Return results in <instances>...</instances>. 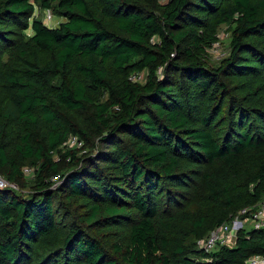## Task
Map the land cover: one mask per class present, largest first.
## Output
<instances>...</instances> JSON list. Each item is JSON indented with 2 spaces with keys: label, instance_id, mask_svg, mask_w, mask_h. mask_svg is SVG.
Segmentation results:
<instances>
[{
  "label": "trees",
  "instance_id": "obj_1",
  "mask_svg": "<svg viewBox=\"0 0 264 264\" xmlns=\"http://www.w3.org/2000/svg\"><path fill=\"white\" fill-rule=\"evenodd\" d=\"M32 2L63 19L47 25ZM223 23L228 53L212 64ZM239 95L261 97L232 105ZM69 134L82 145L62 146ZM0 175L29 185L0 187V264H243L264 254L262 228L241 227L232 247L208 254L195 246L264 194V0H0ZM190 203L213 207L183 229L178 208Z\"/></svg>",
  "mask_w": 264,
  "mask_h": 264
},
{
  "label": "rangeland",
  "instance_id": "obj_2",
  "mask_svg": "<svg viewBox=\"0 0 264 264\" xmlns=\"http://www.w3.org/2000/svg\"><path fill=\"white\" fill-rule=\"evenodd\" d=\"M33 3V10L31 12V16H35L37 18H40L44 23H46L47 25H55L59 20H62L63 17L62 16H59V15H53L52 18H50L49 20H45L44 19V9L40 8L38 6L37 3L35 2H32ZM30 17L27 18V20L29 21L30 20ZM9 27L11 29V31H15L19 34V36L23 37V38H26L28 33H30V29L27 27V28H23L21 26V22L19 23H10L9 24ZM232 28V24L231 23H223L221 24L217 30H216V35H217V40L214 41V43L212 44V46L208 49V59L210 61V63L212 64H217L218 61L220 60L221 57L225 56L227 53H228V49H229V38H230V30ZM8 37H11L12 39H15V37L13 36V34L9 33L8 34ZM8 49V48H5L3 49V52L1 54V57L3 58L4 57V51ZM160 73V70L159 72ZM141 75H138L136 78L137 79H140L142 80L144 78V72H141L140 73ZM224 81L230 85L232 87V89H230V92L233 91V89H235V85L237 83V81H231V78H224ZM235 91V90H234ZM235 93V92H232V94ZM260 97L261 96H258V97H255V98H252L253 100L252 101H249L248 102V98H246L245 96H241L239 95L237 98L233 99L234 102H232V105H237V107H245L246 103L247 105H257V100H260ZM262 101V100H261ZM214 102V100H213ZM230 102V101H229ZM216 104V103H215ZM261 104V103H260ZM219 104H216V108H215V113L222 107H220ZM211 109H208L207 107L206 108H202L201 109V114L202 115H205V114H208V112L210 111ZM214 113V114H215ZM222 114L223 115H226L225 114V108H224V105H223V111H222ZM221 118H218L216 120V122L220 123V124H223L225 123V120H221ZM218 124V126L220 125ZM215 125V123H214ZM215 127V126H214ZM213 127V131H215V128ZM73 147V146H72ZM88 149L85 147L83 149V151H87ZM82 152V151H81ZM78 153V152H77ZM88 153V154H87ZM96 153V149H91L89 151L86 152L87 155H94ZM24 165H27V164H24ZM103 165V164H101ZM29 166V165H27ZM211 164H207L206 162H201V167L203 168H206V167H210ZM31 168H33V166H31ZM110 168V167H109ZM110 170L113 171V168L111 167ZM22 172V175H23V178L26 180V181H30V179L32 178V175L33 173H31V171H24V170H21ZM1 176V175H0ZM2 177V176H1ZM3 178V177H2ZM51 184L49 185L50 187H55L57 186L58 184L61 183L62 180L58 179V177H55V178H52L51 180ZM29 184V183H28ZM7 187H10L12 188L13 190H23V192H25L26 190H28V186H25L24 188H20L19 187V184L16 183V187H12L10 185H5ZM3 187V186H2ZM17 188V189H16ZM170 190H174V188H171ZM189 193H191V191H189ZM81 205L79 204V199H72L71 200V203L70 205ZM212 205H208V204H205V203H190L189 206H184V205H181L179 208H178V212L179 211H184V214H186L187 216V219L181 223L182 225V228L184 229L185 227H188V226H191V223L192 221L196 220L198 215L201 214V213H206V217H205V222L206 220L208 219L210 213H211V209H212ZM77 210H80V206L77 207ZM251 225V222L248 221L245 226L246 227H249ZM89 231H91L92 233H95V230L93 229H90ZM103 234L101 235V238L100 240L103 242V244H108V242L110 241H113V235L112 234H109L111 233V231L109 230H102ZM117 231V230H115ZM174 233H175V228H174ZM207 231V230H205ZM209 231V230H208ZM117 233V232H116ZM122 235H123V231H120L119 232V236L117 238L118 241H121L122 239ZM40 256L42 255V252H39ZM41 258H37L35 259V257H33V260L34 261H39ZM194 261H198V262H208L209 259L208 258H195L193 259Z\"/></svg>",
  "mask_w": 264,
  "mask_h": 264
},
{
  "label": "built area",
  "instance_id": "obj_3",
  "mask_svg": "<svg viewBox=\"0 0 264 264\" xmlns=\"http://www.w3.org/2000/svg\"><path fill=\"white\" fill-rule=\"evenodd\" d=\"M50 18H52V14L46 9L44 11V19L49 20ZM61 145L78 148L82 145V140L75 134H69ZM54 158H57L55 154ZM21 170L33 172V168L27 165H23ZM55 177H57V174L52 176V178ZM5 185L16 187L14 182L0 176V187ZM248 221L251 222V225L246 227L245 224ZM241 227L262 228L264 230V194L256 203L240 207L228 219L210 228L205 235L195 240V246L205 254L210 253L214 247L219 245L232 247L235 242L236 232ZM243 264H264V254L256 253L248 256Z\"/></svg>",
  "mask_w": 264,
  "mask_h": 264
}]
</instances>
